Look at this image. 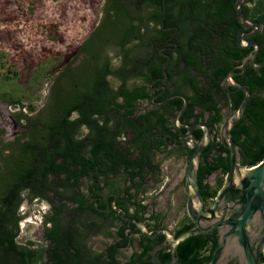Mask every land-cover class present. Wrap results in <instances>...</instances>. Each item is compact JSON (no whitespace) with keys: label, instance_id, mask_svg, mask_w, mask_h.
<instances>
[{"label":"trees","instance_id":"1","mask_svg":"<svg viewBox=\"0 0 264 264\" xmlns=\"http://www.w3.org/2000/svg\"><path fill=\"white\" fill-rule=\"evenodd\" d=\"M233 2L109 0L102 24L96 27L84 46L91 42L98 48L100 42L106 41L123 45L133 35L146 40L147 27L144 33L140 32L141 24L147 25L146 21L136 24L133 21L139 19L135 12L140 7L136 6L152 4L154 9L147 19H154L156 24L175 23L178 28L180 45L171 66L177 70L175 89L189 99L182 116L200 118L203 111H194L195 106L200 105L203 110L212 112L209 122H218L222 119L219 92L226 93L224 99L231 112L245 97L244 90L236 85L224 88L220 79L230 70L240 71L239 66H232L239 64L252 49L236 44V33L241 25L236 19ZM241 8L246 16L263 24L258 36L261 42L258 59H264V0H247ZM158 31L162 32V28ZM130 34L132 36H127ZM181 59L184 65L179 68ZM134 61L130 58V65L134 66L132 74L140 72L138 67L149 69L142 73L145 80L160 71V62L157 66L150 65L151 57L147 56L143 63ZM88 67V72L82 68L75 73L76 79L71 77L70 87L61 86L58 80L55 82L44 116L33 117L29 139L20 142L17 151L6 160L0 174V264H154L150 259L151 248L162 241L164 235L152 239L142 234L134 223L127 227L123 223L127 221L111 213L110 220L121 222H116V229H110L109 214L101 211L102 204L96 206L92 190L96 185V189L106 186L117 191L121 197L118 205L137 218H144L148 204L142 202L146 199L143 195L146 188L141 185L145 176L156 172L159 166L158 162H153L150 152L165 148L167 141L171 142L169 133L173 131L167 113L178 109L182 99H169L160 113L158 108H152L131 116L133 106L148 97L143 86L125 87L126 76L120 69L123 83L118 90H112L105 78L106 71ZM245 68L242 74L235 75V80L245 84L251 96L231 132L242 147V161L251 165L264 158V66L257 70L246 63ZM191 69L197 73H191ZM118 96L122 100H117ZM29 106L34 108L32 104ZM121 107L124 111H120ZM73 110H78L77 117H71ZM94 114L97 117H92ZM82 124L89 130L80 136ZM125 126L130 128L132 137L124 143L121 136L127 130ZM201 133V128H197L192 136L197 139ZM166 134L167 139H164ZM193 146L187 145V156ZM229 164L228 149L216 134L201 152L198 163V185L205 200L213 198L223 183L219 178L213 185L204 181L205 178L216 170L226 174ZM23 192H27L29 199L40 198L49 203L43 215L42 242L17 239ZM112 212L115 211L112 209ZM154 216L152 212L149 218ZM191 225L192 221L185 214L178 221L174 234L178 235ZM98 232L113 241L105 242L100 249L93 247L90 236ZM134 233L139 235L134 236ZM134 242L137 249L123 255L122 247L132 246ZM213 247L214 241L209 234H195L178 243L173 251L169 245L157 249L155 256L164 264L173 256L175 264H202L210 258ZM261 262L264 264V255ZM229 264L235 263L230 261Z\"/></svg>","mask_w":264,"mask_h":264},{"label":"flooded vegetation","instance_id":"2","mask_svg":"<svg viewBox=\"0 0 264 264\" xmlns=\"http://www.w3.org/2000/svg\"><path fill=\"white\" fill-rule=\"evenodd\" d=\"M108 1L109 0H104L103 7L100 11V16L98 17L97 21L92 25L86 37H84L78 43V45L74 47L73 52H72L73 59L69 62H64L62 66H60L58 71L55 73V75L52 77L50 81V86L47 88V91H46V94H47V98L45 101L46 103L45 104L43 103L40 109L37 110L36 107H34L33 109H30L29 103L23 104L21 101L17 99H13V100L12 99L11 100L0 99V174L5 169V163H6L7 158L11 157L14 154V152L17 151L20 142H23L29 139V133L32 128L33 117H35V115H38L41 117L44 116L43 111L46 107H48V104L51 100L55 82L58 80L60 81V84L62 83L63 87H70L71 77L76 79L77 77L75 73L79 70H82V68L87 70V72L89 70L88 66H90L91 68H95V69L100 68L103 71H106L105 78L109 82V86L112 88V90H118L119 85L123 83V75L119 74L120 69H121V72L124 73L126 76V79L124 81L125 87L131 88L132 86H135V85L143 86L142 90L148 93V97L139 100L138 103L133 106L134 109H133V112L130 114L131 116L138 115L152 108H158V112L160 113V111L164 109L163 108L164 104L173 97L169 98L168 100H166L165 102L161 104H156V103L151 102V98L153 97V100L155 102H158L164 99L169 94L180 92L175 89L176 87L175 84L178 83L177 76H176L177 70L173 66H171L173 64V60L175 59V56L177 55L178 47L180 45L178 28L175 23H165L164 22L162 24L161 23L156 24L154 19L152 18L147 19L148 15H150L151 11L154 9V6L152 4L143 5L142 7V4L138 5L137 3L138 6L136 7L138 8L140 7V9H137L135 14L139 16V19H135L133 21L134 24L140 23V22L145 23L146 21L147 25L141 24V28H140V32L144 33V31L146 30L145 27H147L146 40H145V37L140 38L139 36H135V35L132 36V34H130L127 36H132V37L126 39L123 45L112 43L110 41H106V42H100L98 48L96 46L97 44L94 45L91 42L84 46V42H86L88 38L92 37V32L96 29V27L102 24L103 18L106 15V11L109 8ZM109 10L110 12H113V9L110 8ZM262 27H263V24L260 23V27L258 28V30L254 34L251 35V37L256 39L259 43L258 53L255 58L256 62H260L263 60V59H258L261 53V42L259 41L258 36L260 35V30ZM159 28H162V32L158 31ZM242 28L243 27H241L240 29ZM167 54H169L170 57H169L168 62L165 65V70L167 71V76H165L164 73L162 72V64L167 59ZM147 56L152 58V62L150 64L152 65V67L157 66L160 62V71L158 73L152 74V77L150 79L145 80L142 73L147 72L149 69L145 68V66L138 67L140 72H138V74H132L131 69L134 66H131L129 61L131 58L135 60L133 63L140 62V61L141 63H143V61L146 59ZM161 56L164 57L163 61L160 60ZM88 60H90V62ZM241 63L242 62L240 61L239 64L235 63L232 66V68L239 66L241 68L240 71H234V69L230 70L228 71V73L229 72L232 73L231 76L228 77L227 76L228 73H227L220 79V84L224 88L228 89L230 88L231 85H235L234 82H237V80H235V75L242 74L246 69L245 68L246 63H249V61L246 60L243 67L241 66ZM183 65H184V62H183V59H181L179 68H182ZM121 66L122 68H120ZM263 66H260V67L252 66V67L258 70L262 68ZM117 69L118 71H116ZM191 73H197V71L195 69H191ZM144 86H145V89H144ZM81 87L83 86L81 85ZM237 89L238 88L232 89V90L236 91ZM225 94L226 93H223V92H219L217 94V96H219L218 105L220 106V111L222 114V119L220 121L209 122V115L212 112H209L208 110H203L202 106L196 105L194 111L195 112L203 111V115L198 119H195L194 116H190L188 119H185V117L182 116L185 111L184 110L179 118L180 122L188 124V123H192L197 120L204 121L208 123L209 126L211 127L212 139L217 134L219 140L222 142L220 135H219V127L223 119L228 114L231 113L229 104L226 103L224 99ZM174 97H178V96H174ZM117 100H122V97L118 96ZM187 100H189L188 97H187ZM124 109L125 108L121 107L120 111H124ZM111 111L112 109L109 110L108 114H110ZM175 111L167 113L169 124L171 126V130L173 131V133L171 134L169 133L168 140H171V142L167 141L168 143L165 148L161 147L160 149H156V150L154 149L153 151L150 152V155L153 158V162H158L159 166L156 169V172H150L148 173L147 177L145 176L144 183L141 185V187L146 188L145 191H147L148 189L152 187H156L157 185L159 186L161 193L164 195H166V193L170 191H173V189H175V187H177V185L179 184V179L178 177L177 179L174 178L173 174L171 172L169 173L165 169L163 164L166 161L168 162V160L175 161L180 158L181 159L188 158L186 154L187 145L192 146L194 145L196 141V139L193 138L192 133L197 128L192 130V133L190 136H187V137L181 136L178 128L173 123V115ZM78 115H79L78 110H73V112L71 113V117H77ZM126 116H129V115H126ZM92 117H97V115L94 114ZM125 128H127V130L121 136V138L124 139V143L126 142L125 141L126 139H131L132 137V132L130 128H128V126H125ZM183 129L185 130V127H183ZM88 130H89L88 126L86 124H82L79 135L80 136L85 135L88 132ZM167 134L163 136L164 139H167L166 138ZM211 142L212 140L210 141V143ZM135 153H137V151ZM158 153L162 155L161 159L156 158ZM240 162L241 163L245 162V161H242V153H240ZM186 165H183L182 173L185 172ZM228 171L226 174H224L225 179L222 185L228 180ZM208 176L205 178L204 181L209 182L210 184H213L208 179ZM181 178H183V182L181 183L182 191L186 195L185 189H184V185H185L184 175L183 177L181 176ZM99 184L102 185L103 182L100 180ZM95 187L96 185L93 186L92 191L95 192V194L92 197L94 200H96V206H98L99 204H102L100 207L101 211H105L108 214L111 213L113 215L118 216L119 212L113 208V206L111 205V201L114 199V196L112 194L114 192L116 193L115 203L118 205V201L121 198L119 193L106 186H103V188H98V189H96ZM110 196L112 198H110ZM209 201L210 199H206L205 205ZM142 202L148 204L147 210L143 213L144 218L141 219L145 222L148 229L153 230L158 226H167L165 224V218L168 216V213H169L168 211H170V209L172 210V207H173L172 204H174L173 201H171V203L165 209H162L161 207H157L156 204L152 202H146L145 200H143ZM178 205L176 206V208L178 207ZM112 209L115 212H112ZM126 212L128 215L134 216L130 211H126ZM152 212L155 213V216L153 218H149ZM111 214H109L108 219H107L109 222H111L109 228L116 229L117 228L116 222L119 223L121 221H118L116 219L112 220L113 218L110 220V218L112 217V216L110 217ZM174 214H175V209L173 210V215ZM185 214L188 215L186 209L184 208L182 213L179 215L177 222ZM189 219L192 221L190 216H189ZM124 221H127V220H124ZM123 223H125L128 227L131 221H127ZM157 223H159V225H157ZM192 224H193V221H192ZM170 228L174 233V230L176 227H170ZM196 234H205V235L209 234L210 238L214 241V247H215L220 237V228L216 227L210 232L196 233ZM99 235L104 236L102 232H100ZM133 235L138 236L139 234L134 233ZM160 235L161 234L155 237H150V238L156 239ZM104 238L105 239L109 238L107 242L113 241L111 237L104 236ZM163 241L164 239L158 242H163ZM158 242H156L155 244H157ZM166 245H169L170 247L169 243H167ZM129 246H124L122 248L129 247ZM254 247L259 255V260L261 261V258L264 255V240L262 244L258 243ZM133 249H137V245L135 242L133 244ZM133 249H131L130 253L133 251ZM175 260H176V257L173 256L171 257L170 261L166 264H175ZM230 261H232L235 264H239V260L237 256L235 255H229L226 261L224 262V264H229ZM260 264H262V262Z\"/></svg>","mask_w":264,"mask_h":264},{"label":"rangeland","instance_id":"3","mask_svg":"<svg viewBox=\"0 0 264 264\" xmlns=\"http://www.w3.org/2000/svg\"><path fill=\"white\" fill-rule=\"evenodd\" d=\"M103 2L0 0V99H17L40 109L46 103V91L52 77L64 62L73 59L74 47L97 21ZM156 158L161 159L162 155L158 153ZM186 163L187 158H180L163 164L174 178L179 179L173 191L164 195L157 185L143 193L146 202H152L162 209L173 201L172 210L165 218L168 227L177 226V219L185 208L187 196L182 191L181 176L184 175L182 167ZM219 178L224 182L225 175L219 170L208 176L213 185ZM22 197L17 239L20 242L27 239L42 242L43 215L49 203L40 198L29 199L27 192H23ZM107 240L99 234L90 236V243L97 249L102 248ZM131 249L133 245L123 248L122 254H129Z\"/></svg>","mask_w":264,"mask_h":264},{"label":"water","instance_id":"4","mask_svg":"<svg viewBox=\"0 0 264 264\" xmlns=\"http://www.w3.org/2000/svg\"><path fill=\"white\" fill-rule=\"evenodd\" d=\"M245 2L247 0H234L233 2L236 19L243 27L236 33V44L239 47H252L251 51L242 57L241 66L243 67L245 61L248 60L253 67H260L264 65V59L256 62L259 43L251 37L260 27V22L244 14L241 5ZM169 57L167 54V59L162 64V72L165 76H167L165 65ZM231 75L232 73L229 72L227 76ZM234 84L244 90L245 97L239 106L223 119L219 127L220 138L228 149L230 163L228 180L206 205L198 185L197 169L201 152L212 140L211 127L201 120L188 124L180 122L179 118L188 104L186 95L181 92L169 94L158 102H155L153 97L151 98V102L156 104H161L174 96L182 98V105L173 115L174 125L182 137L190 136L195 128H201L202 131L187 158L184 172V189L187 195L185 209L193 221L189 228L178 235H175L168 226H158L150 230L143 220L128 215L125 208L118 206L115 203L116 193H112L114 199L111 205L119 212L122 219L133 222L139 231L148 237L164 235V241L158 242L151 248L150 259L154 264H164L157 259L155 251L167 243L173 251L177 244L185 238L196 233L210 232L216 227L220 228V237L210 258L203 264H224L229 255L237 256L239 264L261 263L254 246L258 243L262 244L264 240V158L251 165L247 161L240 162L242 147L234 140L231 127L242 116L251 91L245 84L238 82Z\"/></svg>","mask_w":264,"mask_h":264},{"label":"crops","instance_id":"5","mask_svg":"<svg viewBox=\"0 0 264 264\" xmlns=\"http://www.w3.org/2000/svg\"><path fill=\"white\" fill-rule=\"evenodd\" d=\"M100 232H98L97 234H99ZM96 235V234H95ZM105 236V235H104ZM109 239V238H108ZM107 242V241H106ZM103 246H104V244H103Z\"/></svg>","mask_w":264,"mask_h":264}]
</instances>
